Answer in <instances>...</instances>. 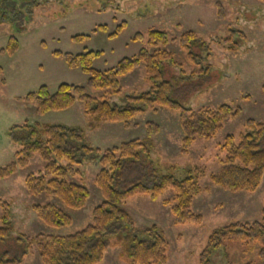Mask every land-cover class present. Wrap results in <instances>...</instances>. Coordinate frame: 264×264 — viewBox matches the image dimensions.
Segmentation results:
<instances>
[{
	"label": "rangeland",
	"instance_id": "obj_1",
	"mask_svg": "<svg viewBox=\"0 0 264 264\" xmlns=\"http://www.w3.org/2000/svg\"><path fill=\"white\" fill-rule=\"evenodd\" d=\"M221 4L223 18H217V4ZM5 17L0 16V50L10 36L18 41L13 55L0 53V167L14 160L20 144L13 142L10 131L13 126L48 122L81 129L83 142L92 147H111L131 139L146 140V122L159 126V132L151 142V159L161 174H170L180 180L189 171L197 173L201 191L194 197L192 210L201 215L199 225L175 223L170 205L174 193L166 190L157 200L147 195H135L123 206L129 212L138 229L155 225L167 241L165 264H199V256L207 244L211 232L232 222L259 220L264 199V175L254 192H230L210 181V174L220 167L224 152L221 145L227 135L235 140L245 131V121H264V3L257 0H7L3 4ZM125 21V27L115 37H109L115 28ZM106 26V32L98 28ZM96 30L95 32L93 30ZM230 29L242 33L244 41L236 51H231L223 41ZM149 30L165 31L168 37H178L186 30L194 31L209 46L196 50L202 68L209 66L207 74L193 80L199 88L193 91L186 107H217L220 104L240 106L241 113L225 122L223 129L210 139L196 138L187 154L181 153L183 137L178 112L165 107L138 113L125 129L122 123H104L99 129L87 127L90 118L84 114V104H75L63 111L37 115L31 103L23 97L47 85L54 91L59 83L86 86L87 75L79 69H70L62 58L55 57V50L80 54L88 50L101 51L102 55L92 65L100 70L113 67L124 57H133L146 45ZM136 33L144 38L132 40ZM74 35H88L82 41H73ZM173 53L180 69L188 71L191 62L185 57L178 41H170L165 47ZM170 63L163 66V76L175 74L180 69ZM183 70V71H184ZM123 95L138 94L148 89L144 81V66L120 77ZM192 81H190L191 83ZM91 94L99 92L87 88ZM111 100L121 104V97ZM43 161L32 154L25 167L0 178V203H9L14 231L12 237L33 236L37 233L69 235L92 223V210L103 198L93 179L98 172L95 161L85 160L79 167L80 178L72 177L89 190L87 204L82 209L68 208L63 202L46 193L30 194L25 177L43 170ZM53 203L72 218L69 225L56 228L45 225L36 216L33 204ZM1 214V207H0ZM22 264H42L32 245L16 244L12 240L0 243V251L20 256ZM254 243L227 242L216 248L209 257L211 264H264L257 257ZM100 264H125L119 257L118 247H109Z\"/></svg>",
	"mask_w": 264,
	"mask_h": 264
},
{
	"label": "trees",
	"instance_id": "obj_2",
	"mask_svg": "<svg viewBox=\"0 0 264 264\" xmlns=\"http://www.w3.org/2000/svg\"><path fill=\"white\" fill-rule=\"evenodd\" d=\"M0 0V16L5 17ZM264 3V0H257ZM217 18L222 20V6L217 4ZM125 21L121 22L109 37L117 36ZM101 31L106 26L99 25ZM96 31L95 29L93 30ZM106 32V31H105ZM88 35H74L73 41H82ZM136 33L132 40L143 39ZM242 33L230 29L226 38L231 51H236L244 41ZM170 41H178L192 68L180 69L173 53L165 49ZM18 41L10 36L1 54L13 55L18 50ZM207 50V43L192 30H186L178 37L169 38L165 31L149 30L146 45L140 47L133 57L120 59L113 67L100 70L92 63L102 55L101 51L88 50L71 54L55 50L52 55L62 58L70 69H79L87 75L86 86L72 83H59L54 91L47 85H40L22 99L35 107L37 115L71 108L76 101L84 104L83 112L90 120L87 127L96 130L104 123H122L125 129L138 113L165 107L178 112L179 125L183 133L181 153L187 154L196 138L210 139L223 129L225 122L241 113L240 106L220 104L217 107H186L182 104L199 86L193 83L196 77L207 74L209 66L202 68L196 50ZM170 63L179 68L180 77L175 74L163 76V66ZM141 64L144 66V81L148 89L138 94L123 95L120 77H123ZM184 70V71H183ZM190 81H192L190 83ZM87 88L99 92L91 94ZM264 91V85L262 86ZM121 97V104L111 100ZM146 140L131 139L116 146L99 148L83 142L81 129L48 122H35L13 126L10 137L20 144L14 160L0 167V178L14 174L19 167L28 165L32 154H38L43 161V170L38 174H28L24 179L27 191L32 195L46 193L63 202L68 208L82 209L87 204L89 190L83 184L72 180L80 178L79 167L85 160L95 161L98 172L93 182L99 189L102 202L92 210V223L69 235L37 233L33 236L12 237L14 231L9 203L1 201L0 243L12 240L16 244L34 245L42 264H100L109 247L119 248V257L125 264H165L167 241L157 226L141 229L134 226L129 212L123 204L135 195H147L157 200L166 190L174 195L163 204L170 205L175 223L199 225L202 217L192 210L194 197L201 191L197 173L191 171L178 180L170 174H161L151 159L152 138L158 134L159 126L146 122ZM224 156L221 167L210 174V181L230 192H254L264 175V121L247 119L245 131L235 140L232 135L225 137L221 145ZM38 219L45 225L60 228L72 222L71 216L53 203L31 206ZM261 218L251 222H232L214 229L199 256V264H211L212 251L225 247L227 242L254 243L258 246L257 257L264 260V199ZM20 256L8 255L0 251V264H22Z\"/></svg>",
	"mask_w": 264,
	"mask_h": 264
}]
</instances>
